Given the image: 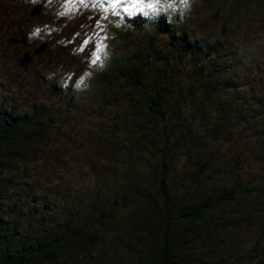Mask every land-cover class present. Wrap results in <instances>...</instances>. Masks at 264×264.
Wrapping results in <instances>:
<instances>
[{
	"label": "rangeland",
	"instance_id": "1",
	"mask_svg": "<svg viewBox=\"0 0 264 264\" xmlns=\"http://www.w3.org/2000/svg\"><path fill=\"white\" fill-rule=\"evenodd\" d=\"M41 1L0 0V102L43 115L34 141L2 145L14 214L36 221L43 212L81 227L85 244L57 256L66 264H133L136 225L154 219L161 177L175 215L221 187H247L176 227L190 235V264L252 263L264 248V0ZM159 13L222 47L200 66L178 57L150 27ZM133 15L145 18L142 29L126 21ZM39 42L44 50L19 65ZM131 63L147 75L141 86L96 79ZM215 63L222 74L208 77ZM154 81L164 120L145 107Z\"/></svg>",
	"mask_w": 264,
	"mask_h": 264
},
{
	"label": "trees",
	"instance_id": "2",
	"mask_svg": "<svg viewBox=\"0 0 264 264\" xmlns=\"http://www.w3.org/2000/svg\"><path fill=\"white\" fill-rule=\"evenodd\" d=\"M239 1L243 0H236V2ZM41 2L43 3V0ZM126 21L132 28L139 30L146 24L145 18L141 15L127 17ZM179 22L167 20L163 13L157 14L149 22L154 33H162L168 37L169 44L176 50L178 57L188 56L200 66L202 61L214 55L222 47L218 41L213 43L197 41L188 34L183 23ZM222 69L220 64L215 63L206 75L220 76ZM118 77H122L126 84L133 86H141L147 79L142 68L133 63L128 66L117 65L112 72L99 73L96 79L99 82L111 84L113 79ZM145 107L160 119L167 118L163 105V91L159 82H153ZM42 118L43 115L38 107L30 106L21 110L8 102H0V264H66L65 257L57 259L62 246L77 247L85 244L81 227H72L70 220H52L43 212H40L36 221L32 219V216L20 220L14 214V209L6 202V190L10 179L3 174L8 163L2 145L16 140L34 141L36 135H32V132L39 127L38 122ZM209 162L208 158L200 162L195 172L203 171ZM159 188L160 202L157 204L155 213L151 214L154 219L136 225V228L141 231V239H139L141 254H139V260L133 264H190L188 260L190 235L180 232L176 224L195 222L227 200H234L237 194L250 190L247 187H240L228 192L225 187H221V192L216 197L206 196L178 206L179 210L175 215L163 177L160 178ZM65 253L69 254L67 251ZM246 264H264V248L256 255L252 263Z\"/></svg>",
	"mask_w": 264,
	"mask_h": 264
},
{
	"label": "water",
	"instance_id": "3",
	"mask_svg": "<svg viewBox=\"0 0 264 264\" xmlns=\"http://www.w3.org/2000/svg\"><path fill=\"white\" fill-rule=\"evenodd\" d=\"M40 8H41V4L35 3L34 5H32L29 14L30 15H36L39 12ZM8 40L13 42V43L17 42V40H15L13 38H8ZM45 47H46L45 42H39L31 49V51H29V50L24 51L18 59V64L19 65L27 64L31 60L32 55H35L37 53H41Z\"/></svg>",
	"mask_w": 264,
	"mask_h": 264
}]
</instances>
